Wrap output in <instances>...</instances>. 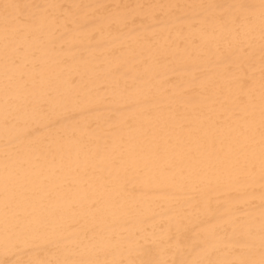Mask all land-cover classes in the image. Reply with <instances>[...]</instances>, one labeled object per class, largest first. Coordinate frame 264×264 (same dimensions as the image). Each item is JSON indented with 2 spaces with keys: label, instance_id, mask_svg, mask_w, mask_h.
Masks as SVG:
<instances>
[{
  "label": "bare ground",
  "instance_id": "6f19581e",
  "mask_svg": "<svg viewBox=\"0 0 264 264\" xmlns=\"http://www.w3.org/2000/svg\"><path fill=\"white\" fill-rule=\"evenodd\" d=\"M6 0H0V5ZM12 2V0H8ZM40 4L59 3L66 7L74 4H111L116 0H35ZM134 3L136 0H124ZM146 2V0H141ZM158 3L199 4L215 3L227 6L234 0H155ZM246 5L257 6V19L250 32L254 49L251 71L257 81L260 75V28L258 6L260 0H240ZM81 17L80 24H87L93 31L91 47L74 40L71 48L46 47L44 37L37 33L15 41L10 52L14 53L15 63L9 64V75L14 84L5 96V69L3 61L4 41L0 38V178L5 164L15 174L20 171L17 187L26 197L30 219L58 221L62 227L49 228L20 244L18 254H4V237L0 232V264H16L17 261L39 259L55 261L58 258L127 260L135 258L137 243L142 237L152 234L160 236V229L176 234L177 223L181 225L179 249L171 259H192L200 247L219 245V237L227 236L233 241L244 242L245 232L250 231L254 239L252 251L259 259L260 221L264 211V186L260 182V145L257 130L253 151L240 156L241 163L232 171L233 179L223 175L216 184L217 175L213 167L215 154L203 137L209 133L202 118V109L210 105L207 92L202 85L208 82L215 71V56L208 60H197L196 49L201 43L200 33L190 32L188 25H198L199 9L177 12L175 16L162 17L164 23L158 30H166L170 25L184 29V35L171 34L165 50L161 53L154 46L141 47L134 44L136 34L128 29L101 35L96 31L104 23L102 14H92L90 9H73ZM183 16V19L177 17ZM73 29L78 25H71ZM209 32L211 30L209 29ZM244 30L241 29L243 35ZM167 35V32H165ZM219 36V33L216 34ZM163 44V42H161ZM209 47L215 39L209 38ZM136 53L135 70L126 77L127 66L115 72L118 64L132 59L129 48ZM22 74V78H21ZM121 85L133 84L126 96H135L138 90L149 92L164 107L150 110L139 118H134L127 99L121 100L113 95V81ZM259 85L257 84V90ZM97 91L101 95H97ZM258 95V91H257ZM88 97V107L100 108L108 118L86 130L84 137L66 135L59 144H53L46 156L27 150H13L12 157L5 159V144L10 135L3 126L5 105L17 106L47 100L58 108L65 107L72 99ZM257 99V129L259 108ZM71 107L70 105H67ZM171 106L172 111L167 109ZM21 123L26 118L24 112L14 113ZM219 119V118H218ZM167 121L170 129L177 132L191 124L201 131L191 142L182 145L178 151L190 154L176 177H160L153 183L151 173L140 165L122 196L109 195L117 190L115 182L105 184L110 176H115V168L121 161L131 169L139 161L149 157L144 132L149 127H159ZM71 126V121L66 122ZM43 130L42 124L32 125ZM110 132L111 135L105 136ZM221 134H227V127L221 120ZM209 134H215L212 130ZM100 137H104L100 140ZM90 141L107 144L115 164L109 169L104 161L89 151ZM175 143V141H173ZM250 164L245 167V162ZM181 177L184 179L182 180ZM103 178V179H102ZM178 184L179 189L171 187ZM95 197L99 203L93 207L87 197ZM177 210L184 219L178 220ZM236 215L233 216L232 213ZM224 220L230 223L223 229L219 227ZM238 251H246L238 249Z\"/></svg>",
  "mask_w": 264,
  "mask_h": 264
},
{
  "label": "snow or ice",
  "instance_id": "6c2138e0",
  "mask_svg": "<svg viewBox=\"0 0 264 264\" xmlns=\"http://www.w3.org/2000/svg\"><path fill=\"white\" fill-rule=\"evenodd\" d=\"M256 7L241 3L240 0H234L227 6L215 3H158L155 0H146V2L136 0L134 3H129L116 0L111 4H74L67 7L59 3L40 4L35 0H12V2L6 0L0 5V38L4 41L3 61L6 77L5 96L8 97V90L14 84L12 76L9 75V64L15 63L14 53L10 52V49L16 40L40 33L46 37L44 40L46 47L71 48L74 46V40L77 39L81 45L91 47L89 42L94 38L93 31L88 30L87 24H80L81 17L73 9L88 8L94 15L102 14L104 23L96 29L101 35H110L114 31L128 29L136 34L134 44L141 47L151 45L161 53L165 50L173 31L177 38L184 35V29L177 28L175 25H170L166 30H158V26L164 23L162 17L199 9L197 13L199 27L197 28L196 24H190L188 30L200 33L201 43L196 49L197 60L206 61L210 56L216 57L213 61L216 71L208 78V82L202 85L211 101L210 105L202 109V118L209 133L215 130V134L206 133L203 140L206 145L212 147L215 154L213 167L221 174L217 175L215 182L218 185L224 174H227L228 179H233L232 171L241 163L240 156L253 151L252 146L256 143L258 130L260 182L264 186V0H260L258 6L261 41L258 81L255 73L251 71L252 53L247 51L255 47L250 32L257 19ZM71 25H78V27L73 29ZM241 29L244 30L243 35ZM217 33H219L218 37ZM210 37L215 39L212 47L208 44ZM128 54L132 59L127 62V65L118 64L115 67V72L119 73L121 68L127 66L128 72L124 73L126 77L135 70V48L130 46ZM113 85V95H119L121 100L129 101L128 107L134 118H139L150 110H165L149 92L138 90L135 96H126L127 89L135 87V81L131 85L127 82L121 85L118 80H114ZM97 95L101 93L97 91ZM257 99L259 102L258 129ZM88 103V97L85 96L83 99L69 100L67 105L71 107L66 105L62 108L56 107L47 100L17 106L6 104L3 126L6 133L18 130V134L8 137L5 144V159L12 157L13 150L17 152L27 150L46 156L52 145L59 144L66 135L76 136L80 133V138H83L86 130L93 124L99 127L101 121L107 123L108 118L101 109L88 107ZM167 110L171 112V106ZM15 112L25 113L26 118L22 123L14 114ZM221 120L227 127V134L220 133ZM68 121H71V126L66 123ZM34 124H42L43 130L34 129L32 127ZM200 131L199 127L188 124L177 132L169 128L166 120L162 121L159 127H149L144 132L149 157L137 162L131 169L124 166L126 162L121 161L115 168L116 175L103 181L105 184L114 181L117 185V190L110 191L108 194L122 196L127 184L136 177L141 164L152 174L154 184L159 182L160 177H176L182 165L191 159L190 154L177 149L190 143ZM109 135H111L110 132L105 133V136ZM99 139L103 140L104 137ZM89 151H93L109 169L114 166L115 160L109 154L110 149L107 144L90 141ZM249 164L250 162L246 161L244 166L247 167ZM19 177V170L13 174L5 164L4 174L0 178V232L4 237L5 255L18 254L21 250L20 244L30 237L39 235L42 231L62 227L58 221L28 218L30 214L27 211L26 197L17 187ZM181 179L184 178L181 177ZM169 186L177 189L180 187L175 183ZM86 199L93 207L99 203L93 196ZM232 215L235 216L236 213L233 212ZM177 218L184 219L183 214L178 210ZM229 223V220H224L219 227L223 229ZM153 227V233L142 237L143 243H137L135 246V258L111 261L58 258L52 262L29 259L17 261L16 264H264V211L261 213L260 221L259 259L254 258L252 251L254 245L251 243L254 237L250 231L245 232L244 242L233 241L227 236H222L219 237L221 244L200 247L192 259H171L169 257L176 255L179 249V233L182 230L180 223H177L176 234L161 228V235L156 236L155 225ZM238 249L246 251H238Z\"/></svg>",
  "mask_w": 264,
  "mask_h": 264
}]
</instances>
